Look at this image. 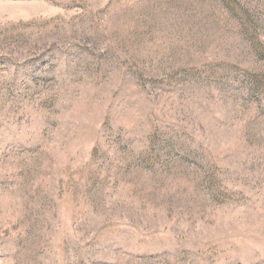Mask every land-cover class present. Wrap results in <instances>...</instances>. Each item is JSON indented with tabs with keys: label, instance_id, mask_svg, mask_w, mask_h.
Returning <instances> with one entry per match:
<instances>
[{
	"label": "rangeland",
	"instance_id": "1",
	"mask_svg": "<svg viewBox=\"0 0 264 264\" xmlns=\"http://www.w3.org/2000/svg\"><path fill=\"white\" fill-rule=\"evenodd\" d=\"M238 1L264 43V0ZM240 23L222 0H0V264H264Z\"/></svg>",
	"mask_w": 264,
	"mask_h": 264
},
{
	"label": "trees",
	"instance_id": "2",
	"mask_svg": "<svg viewBox=\"0 0 264 264\" xmlns=\"http://www.w3.org/2000/svg\"><path fill=\"white\" fill-rule=\"evenodd\" d=\"M236 2L239 5V8H240V11L242 14L236 13V8H237ZM222 3L224 4V7H226L229 10V12L232 14V16L235 17L236 19H238L239 22H241L240 24H241V28H242L241 29L242 33L251 42L250 48L253 50V52L256 54V56L259 60L264 61V49L262 48V51L260 49L261 47H264V43L258 41V39H259L258 34L260 33L259 32L260 23H258V20L254 17V15L251 13V11L246 9L245 7H243L239 3L238 0H222ZM239 15H242V16H239ZM261 78H264V74H260L257 76L246 75L245 76L246 82H244V83L246 86H249L250 91L252 92V93L247 92V96L249 97L250 101L257 99L256 101H259L260 108L262 109L261 111L263 112L264 111V102H262L263 100L260 99L261 94H259L260 88L262 86L258 85V84L261 85V83H262Z\"/></svg>",
	"mask_w": 264,
	"mask_h": 264
}]
</instances>
